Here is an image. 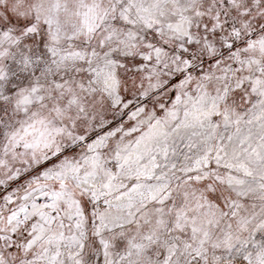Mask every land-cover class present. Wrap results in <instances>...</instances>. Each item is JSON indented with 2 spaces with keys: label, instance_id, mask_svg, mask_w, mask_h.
<instances>
[{
  "label": "snow or ice",
  "instance_id": "obj_1",
  "mask_svg": "<svg viewBox=\"0 0 264 264\" xmlns=\"http://www.w3.org/2000/svg\"><path fill=\"white\" fill-rule=\"evenodd\" d=\"M0 264H264V0H0Z\"/></svg>",
  "mask_w": 264,
  "mask_h": 264
}]
</instances>
